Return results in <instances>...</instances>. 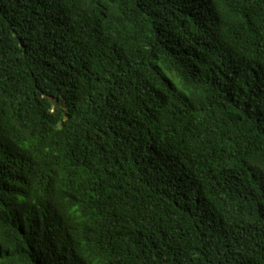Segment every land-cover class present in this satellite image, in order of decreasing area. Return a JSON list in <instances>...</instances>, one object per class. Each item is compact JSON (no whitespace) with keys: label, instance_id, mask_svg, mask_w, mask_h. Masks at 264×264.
<instances>
[{"label":"trees","instance_id":"16d2710c","mask_svg":"<svg viewBox=\"0 0 264 264\" xmlns=\"http://www.w3.org/2000/svg\"><path fill=\"white\" fill-rule=\"evenodd\" d=\"M0 264H264V0H0Z\"/></svg>","mask_w":264,"mask_h":264}]
</instances>
